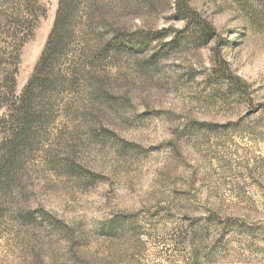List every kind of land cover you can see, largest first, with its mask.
Listing matches in <instances>:
<instances>
[{"label": "rangeland", "instance_id": "374dc122", "mask_svg": "<svg viewBox=\"0 0 264 264\" xmlns=\"http://www.w3.org/2000/svg\"><path fill=\"white\" fill-rule=\"evenodd\" d=\"M100 1L104 30L167 32L55 97L11 156L4 78L20 97L59 0L19 50L0 0V264H264V0H193L203 47L176 0Z\"/></svg>", "mask_w": 264, "mask_h": 264}, {"label": "trees", "instance_id": "16d2710c", "mask_svg": "<svg viewBox=\"0 0 264 264\" xmlns=\"http://www.w3.org/2000/svg\"><path fill=\"white\" fill-rule=\"evenodd\" d=\"M17 1L21 3V9L13 14V40L15 49L19 50L37 22L46 16L47 9L42 0ZM192 1L176 0L174 18L185 23L182 32L187 34L188 40L203 47L217 40L218 36L212 24L192 7ZM103 9L100 0H59L54 25L42 55L20 97L15 96L17 71L4 78L7 98L3 122L12 123L11 130L6 133L11 156L33 145V129L35 126L42 129L52 117L48 112L54 106L55 97L72 91L82 80L91 79V76L95 78V72L105 64L114 63L121 56L147 51L167 32L132 33L113 24L104 30ZM177 41L178 37L169 45H175ZM95 79L102 81L100 76ZM9 165L10 162L7 169Z\"/></svg>", "mask_w": 264, "mask_h": 264}]
</instances>
